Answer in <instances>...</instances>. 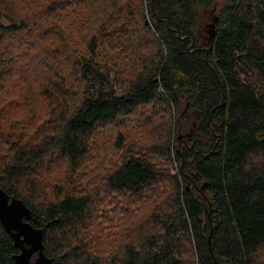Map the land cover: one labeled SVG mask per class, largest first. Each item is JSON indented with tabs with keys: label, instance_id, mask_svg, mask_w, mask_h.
I'll return each mask as SVG.
<instances>
[{
	"label": "trees",
	"instance_id": "16d2710c",
	"mask_svg": "<svg viewBox=\"0 0 264 264\" xmlns=\"http://www.w3.org/2000/svg\"><path fill=\"white\" fill-rule=\"evenodd\" d=\"M0 187L49 264H264V0H0Z\"/></svg>",
	"mask_w": 264,
	"mask_h": 264
},
{
	"label": "water",
	"instance_id": "95a60500",
	"mask_svg": "<svg viewBox=\"0 0 264 264\" xmlns=\"http://www.w3.org/2000/svg\"><path fill=\"white\" fill-rule=\"evenodd\" d=\"M216 20L217 16L212 24L214 29ZM214 29L208 31V41ZM32 216V211L21 199L10 196L0 187V224L11 237L13 247L19 250L12 256L15 264H49L52 261L43 251V229L33 225L36 217Z\"/></svg>",
	"mask_w": 264,
	"mask_h": 264
},
{
	"label": "rangeland",
	"instance_id": "374dc122",
	"mask_svg": "<svg viewBox=\"0 0 264 264\" xmlns=\"http://www.w3.org/2000/svg\"><path fill=\"white\" fill-rule=\"evenodd\" d=\"M216 10V9H215ZM215 10L213 9L211 12H209V17H206L200 24V30L198 31V35L199 37L203 40L205 38H203L206 34V37L209 36V30L214 29V27H212V24L214 23V17L216 16ZM201 33V34H200ZM157 123H160V120H158ZM113 134V132L111 133V135ZM114 135V134H113ZM182 134H178L176 142L178 143H182L184 142V140L182 139V137H180ZM183 162V161H182ZM172 173H174V170L172 169L171 171ZM128 210H125L123 215L121 213H110L108 214L109 218L111 219V223H118V220L122 217H128L129 213Z\"/></svg>",
	"mask_w": 264,
	"mask_h": 264
}]
</instances>
